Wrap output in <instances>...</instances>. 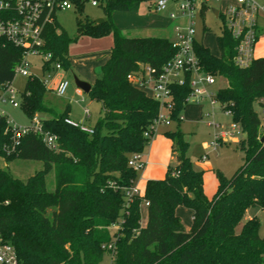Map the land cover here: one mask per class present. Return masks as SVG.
<instances>
[{"label": "trees", "instance_id": "1", "mask_svg": "<svg viewBox=\"0 0 264 264\" xmlns=\"http://www.w3.org/2000/svg\"><path fill=\"white\" fill-rule=\"evenodd\" d=\"M81 11L86 0H68ZM104 22L77 18V35L70 38L56 21L43 31L42 64L71 69L69 45L81 36H113L109 59L101 67L89 97L101 104L102 116L93 134L68 125L69 112H59L47 101L46 84L30 75L20 95V108L32 120L40 117L45 131L55 135L58 150L48 148L34 132L26 133L15 150L7 116L0 115V158L40 161L43 170L27 181L0 169V235L14 246L21 264H264V239L260 220L237 226L248 209L264 210V129L255 110L264 97V57L249 68L234 63L236 40L222 22L217 38L219 56L195 41L194 50L203 72L227 79L228 86L214 98L244 134L237 149L244 165L227 178L216 171L218 188L209 199L203 171L194 169L189 143L181 131L182 114L191 88L188 83L171 87L169 115L178 126L165 136L172 141L176 163L162 180H149L145 192L128 201L124 189L134 187L137 172L128 162L142 154L151 139L145 136L159 116L158 100L132 86L127 76L149 67L158 76L174 57L172 42L165 38H129L112 20L117 12H138L142 3L156 0H97ZM206 9L201 16L204 17ZM205 31V28L203 29ZM25 50L0 40V88L12 83ZM54 171L55 189H46V175ZM148 203V218L141 226V206ZM183 206L192 212V226L185 231L176 214ZM116 227L115 231H111ZM113 244L108 250L106 245Z\"/></svg>", "mask_w": 264, "mask_h": 264}, {"label": "built area", "instance_id": "2", "mask_svg": "<svg viewBox=\"0 0 264 264\" xmlns=\"http://www.w3.org/2000/svg\"><path fill=\"white\" fill-rule=\"evenodd\" d=\"M213 3L219 5L218 8H210ZM92 7H98L97 0H91ZM175 6L176 9L171 7ZM74 8L68 0H0V40H6L16 47L25 50L22 63L16 68V74L30 76L25 57L27 54H36L43 56L45 60H50V54H42L43 31L48 25H53L60 12H65ZM154 9L158 12H167L171 20L176 21L181 12L187 19V26L184 29L176 28V38L172 42L175 49L174 57L163 67L162 73L154 76V71L149 67L140 66V70L127 76L128 81L133 87L144 91L148 96L159 101L161 110L159 116L154 121L150 130L145 132V136L152 139L155 130L160 125H169L171 118L162 116L163 108L168 111L171 108V87L175 85H184L188 83L191 88V94L188 98L194 99L195 102L201 103L206 99L211 101V105L218 103L208 86L215 84V76L203 72L197 59L194 42V17L196 14L201 16L203 9L206 11L217 10V18L221 19L226 29L236 40L234 63L241 69L251 66L257 59L255 55L257 44L264 38V5L254 0H156ZM44 60V61H45ZM54 70L64 71L60 64L52 65ZM52 71L44 72L47 79L53 81ZM46 80V78H44ZM42 80L45 84L46 81ZM9 84V83H8ZM7 85V84H6ZM4 85L0 88V100L11 101L14 107H20L16 102L18 93L10 87ZM47 86V84H46ZM70 84L65 79L56 82L55 93L58 97H64ZM151 92L152 95H149ZM76 93L82 96L83 92L77 88ZM20 97V96H19ZM219 104V103H218ZM259 112L264 116V97L260 98L257 103ZM86 116L89 110L85 109ZM230 116L229 112H225ZM3 116L2 114H0ZM231 117V116H230ZM65 122L81 131L93 134V129L72 122L66 119ZM9 129L13 134V146L9 150H15L19 141L26 133L34 132L42 138L43 143L52 150H58L57 137L48 131H45L40 119L36 116L31 120V125L26 128L17 127L11 121H8ZM237 128V125H233ZM228 133L224 132L215 135L213 147L216 148L219 143L225 140ZM142 154L133 155L128 165L135 172H140L145 167ZM205 158V157H204ZM128 201L133 196L140 195L138 189L134 187L124 189ZM148 206V203H144ZM116 228V227H114ZM108 250L113 249V244L106 245ZM0 264H21L18 259L16 250L13 245L5 243L0 235Z\"/></svg>", "mask_w": 264, "mask_h": 264}, {"label": "rangeland", "instance_id": "3", "mask_svg": "<svg viewBox=\"0 0 264 264\" xmlns=\"http://www.w3.org/2000/svg\"><path fill=\"white\" fill-rule=\"evenodd\" d=\"M257 3L264 5V0H254ZM142 9L146 10V14L149 15L146 25L149 28L161 29L169 31L167 34L168 40L174 41L176 38V28L184 29L187 26V19L181 12H176L178 19L173 21L169 18L167 12H158L154 9V5L151 7L150 3H142ZM151 7V12H148ZM217 3H213L210 8H218ZM176 9L175 6L171 7ZM77 18L85 21L86 18L92 21L104 20V13L101 7H92L91 0L84 1V5L81 11L76 8H72L65 12L57 14L56 19L62 29H64L70 38L74 39L77 35ZM194 30L195 39L198 42L203 43L207 47L211 54L214 56L220 55V50L217 43V38L222 35V20L217 18L211 10L206 11L204 17L196 14L194 17ZM205 28V31L203 30ZM94 38L90 36H81L73 41L68 47V54L74 64L71 65L69 71H52L51 77L55 78L57 75L63 76V79L67 80L70 84L66 95L64 97H58L54 92L47 93V100L59 111L64 112L66 105H70L69 118L72 122L83 124L86 127H93L98 119L102 116L101 104L93 101L87 94L78 96L75 93L76 85L74 83V77L85 81L84 72L90 75V79L98 78L102 76L101 63L95 64L91 60H87V55L90 53L89 42ZM263 42L258 43L256 46V57L264 53V38ZM261 40V41H262ZM260 49V50H259ZM45 58L36 54H27L25 62L30 74L39 77L41 80H45L46 84L52 86L55 79L51 81L47 79V74L42 72V64ZM28 76H23L17 73L12 83L6 85L18 93L16 102L19 103L20 95L24 91ZM88 83V82H87ZM228 86L227 79L223 77L215 78V84L208 86L212 94H215L218 90L226 88ZM152 95L151 92H148ZM201 106L204 109L203 118L199 122L190 121L182 114V123L180 125L181 131L185 134V140L189 143L188 156L195 164L200 160V157L208 154V162L213 165L215 171H221L227 178H230L241 166L244 165V153L237 149V143H234L232 139L237 138L240 141L244 139V134L240 128H233L232 118L223 112L220 108V104L216 103L211 105L209 99L204 100L201 103H197L194 99H190L186 105L188 107ZM89 110L88 117L84 113V110ZM255 110L259 114L262 128L264 129V116L260 114L259 107L255 104ZM185 111V110H184ZM0 114L7 116L8 120L14 123L17 127L26 128L31 125V120L25 115L20 107H14L11 101L0 100ZM184 115V116H183ZM162 116L165 118L170 117L169 111L165 108L162 110ZM177 125L171 120L169 125H160L156 128V134L162 130L174 132L177 129ZM228 133L225 140L226 144L218 146L217 151L213 147L214 135H220L221 133ZM238 142V143H239ZM147 149V148H146ZM194 166V165H193ZM43 163L40 161H26L21 159H15L11 162H6L3 158H0V169L8 171L14 178L21 181H27L30 177L37 172L43 170ZM139 175V174H138ZM46 189L53 191L55 189L54 171L49 172L45 178ZM257 217L260 220L259 235L264 239V210L252 207L248 209L241 223L237 226L236 231L240 232L243 224L248 220L246 217ZM178 217L184 227V224L188 225L190 222V211L186 207L180 206L178 208ZM147 221V209L143 204L141 208V223L145 225ZM116 228H112L111 231H115ZM101 264H111L110 256L106 255Z\"/></svg>", "mask_w": 264, "mask_h": 264}, {"label": "crops", "instance_id": "4", "mask_svg": "<svg viewBox=\"0 0 264 264\" xmlns=\"http://www.w3.org/2000/svg\"><path fill=\"white\" fill-rule=\"evenodd\" d=\"M144 4V3H143ZM142 4L138 12H117L112 15V20L116 27L122 32V34L129 38H167V34L170 33L169 31L161 30V29H153L152 27L149 28V25H146L147 19H149V15L146 14V10L142 9ZM148 12H151V7L148 9ZM213 13V12H212ZM89 54L86 56L87 60H91L92 63L100 64L101 67L106 63L110 56V50L113 47V36L109 35L107 37L101 39H89ZM171 41V40H170ZM263 42L260 41L259 43ZM260 50V49H259ZM256 52V51H255ZM264 53L257 56L258 58H263ZM71 65L74 62L70 58ZM55 77V82L52 86L47 85L49 92L55 93V86L58 80L63 79V76ZM85 82L91 84V86L95 82V78L90 79V75L84 72ZM77 90V88H76ZM75 90V93H76ZM56 94V93H55ZM77 94V93H76ZM48 101V100H47ZM50 103V101H48ZM51 104V103H50ZM65 110L68 112L70 111V105H66ZM64 110V111H65ZM183 114L185 118L187 117L190 121L199 122L203 118L204 109L196 105V107H188L184 109ZM102 111V107H101ZM183 115V116H184ZM88 117V116H87ZM40 118V117H38ZM68 118H71L70 114H68ZM93 128V127H88ZM168 132L166 130H162L159 134H156V130L154 133L153 138L151 139L150 145L147 149L142 153L143 160L145 162V167L142 171L137 173V180L135 182V187L138 189L140 195L142 196L145 192L146 184L149 180H162L165 178L167 173V169L170 165H174L176 163V156L173 154L172 151V141L165 136V133ZM215 136V135H214ZM226 140V139H225ZM225 140L221 141L218 146H222L226 144ZM234 143L239 142L237 138L232 139ZM218 146L215 148L217 151ZM205 157V158H204ZM209 156L205 154L200 157V160L193 164L194 169L197 171H203V187L206 196L209 199L215 195L217 188H218V180L216 177V171L213 168V165L208 162ZM221 172V171H220ZM222 173V172H221ZM139 174V175H138ZM145 205V204H144ZM143 206V204H142ZM141 206V208H142ZM147 209V218H148V208ZM179 208V207H178ZM178 208L176 210V214L178 216ZM190 211V210H189ZM190 222L188 225L184 224L185 231H190L192 226V212L190 211ZM251 216L246 217L250 219ZM147 223V221H146ZM145 227V225H142Z\"/></svg>", "mask_w": 264, "mask_h": 264}, {"label": "water", "instance_id": "5", "mask_svg": "<svg viewBox=\"0 0 264 264\" xmlns=\"http://www.w3.org/2000/svg\"><path fill=\"white\" fill-rule=\"evenodd\" d=\"M217 12H218L217 10H213V14L215 16H217ZM95 22L97 24H102L104 22V20L99 19V20H96ZM74 83H75L76 87L78 89H80L84 94L89 95L91 88H92L91 84H89L85 81H82V80L78 79L77 77H74ZM261 142H264V137L261 138Z\"/></svg>", "mask_w": 264, "mask_h": 264}]
</instances>
